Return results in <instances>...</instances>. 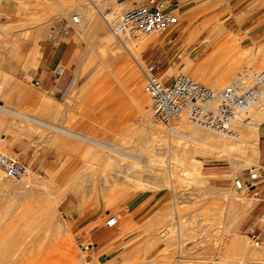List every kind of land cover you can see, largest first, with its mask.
<instances>
[{
  "label": "rangeland",
  "instance_id": "374dc122",
  "mask_svg": "<svg viewBox=\"0 0 264 264\" xmlns=\"http://www.w3.org/2000/svg\"><path fill=\"white\" fill-rule=\"evenodd\" d=\"M79 1L100 20L88 22L85 31L81 17V27L70 20ZM91 1L102 13L109 8L114 12L113 24L118 22L115 8L102 4L103 0ZM91 1L23 0L14 14L0 19V105L117 149H106L0 111L3 121L17 123L6 129L0 125V138H5L0 141V151L17 156L29 166L28 175L22 178L28 177V183L22 189L13 192L0 184V264H94L83 248L86 243H81V232L75 231L65 216L66 196L79 212L102 210L100 224L107 226V219L117 218L108 227L124 241L126 257L106 264H155L160 252L157 264H229L218 261L215 255L224 232L229 246L236 240L230 247H240L235 249L240 261L236 264H264V242L254 225L253 211L260 200L253 188L264 170L259 158L256 162L254 158L250 168L240 161L231 164L223 155H193L187 143V152L203 160L198 182L190 180L178 163L173 165L171 154H180L181 149L176 147V136L167 134L168 126L152 119L142 71L150 65L142 54L153 43L164 45L170 30L127 39V47L116 42L111 31L110 40L96 38L105 21ZM219 5L215 0L198 10L192 25L195 33L183 48L156 66L155 73L164 78L182 73L195 81L199 76L213 82L228 68L232 74L222 86L197 82L220 90L242 76L250 77L248 86L252 84L255 74L264 71V33L244 44L221 20ZM52 27L59 35L53 40L48 37ZM36 29L40 33L31 41L37 44V51L30 67L33 50L29 38ZM62 39L67 40L68 51L60 66L63 73L53 82L52 72L41 71L42 63L46 47H54ZM34 80L41 86L36 87ZM141 111L147 123L139 119ZM250 122L257 125L260 146L264 116L250 117ZM141 136L154 140V159L147 157ZM250 170H255L256 178H250ZM0 172L11 183L22 180ZM234 178L248 180L252 187L237 190ZM54 193L62 197L53 206L50 201ZM137 202L140 206L130 210ZM61 215L64 223L57 221ZM151 215L157 216L147 221ZM260 226L264 227V217ZM151 237L157 238L158 246L148 253ZM166 245L169 247L162 252Z\"/></svg>",
  "mask_w": 264,
  "mask_h": 264
},
{
  "label": "crops",
  "instance_id": "0c3cea01",
  "mask_svg": "<svg viewBox=\"0 0 264 264\" xmlns=\"http://www.w3.org/2000/svg\"><path fill=\"white\" fill-rule=\"evenodd\" d=\"M22 1L23 0H0V19L2 18V16L14 14L20 7ZM214 1L215 0H103V2L101 3H109V7L115 8L116 12H118L119 15L125 10L131 9L139 4H144L147 6H154L157 4L161 9L177 15L178 23L165 37L164 40H167L166 43L164 45H162L161 43H153L150 49L146 50L147 52L145 51L142 54L144 56V59L148 60V64L155 63L156 66H160L165 63V58L167 56H171L176 50L183 48L189 37L195 33L192 25L196 22L194 20V16L198 12V10L204 8L207 5H212ZM219 1L220 5L218 6L217 10L223 11V13L220 15L221 20L224 22V24H226L229 31H231L233 34L238 35V37L241 39V42H243L244 44H248L252 40H256L262 36V34L264 33V0ZM91 2L93 8L98 12L100 19L103 20V17L105 16L104 13H111V11H109V8H107V10L102 13V11L96 6V4L93 1ZM75 6L77 9V14L80 15L83 22L82 27L81 25L80 27L85 31L86 24H88V20H86V14L89 13V15L92 17H95L96 15L91 10L86 11L87 6L82 1L77 2ZM20 21L22 20L20 19ZM93 21H96L98 23L100 22L98 17ZM39 33L40 30L36 29L33 32L32 36H30L29 38L31 48L33 50L29 60L30 67L32 64H34L35 54L37 51V44H32L31 41L34 40V38H36ZM96 34V38L100 37V33L98 31L96 32ZM46 49L48 52L42 63L41 71L48 73V71L53 72L54 70H56L61 66V63L64 62V56L68 51L67 40L62 39L58 43V45L54 47L48 46L46 47ZM169 61L170 60H168L167 62ZM73 85L74 81L71 83L69 88H73ZM1 112L3 114L12 116L4 111ZM16 124L12 120L3 121L0 118V125H2L4 129H6L8 125ZM262 137H264V134L261 136V138ZM4 139L5 138H3V140ZM257 147L258 155L255 158V162L258 161L259 158L261 166L262 168H264V141H262L259 146L258 138ZM260 173H262V176L257 181L258 186H255V188H253V194L260 197V200L254 207L253 211L254 225H256L258 229H260L259 236L261 238V241L264 242V227L262 228L260 226L261 219L262 217H264V170H261ZM74 192L77 193L76 190H74ZM67 197L69 198V196H66V201L64 202L66 211L65 216L71 221V225L75 229V231L81 232L79 238L81 239V243H86V246H84L83 248H85L88 255H90L92 262L94 264H106L113 259L120 260L125 258L126 253L124 251V241L122 239H118V235L110 227L99 223L101 220L102 210L96 212L95 210H85L79 212L78 210H76V208H74L72 202ZM139 206L140 202L134 203L133 205H131L130 210H135ZM106 215H109V213H106ZM156 216L157 215L149 216L147 221L152 220ZM63 220L65 222L64 217ZM156 241L157 238H149L148 244L146 246V252L149 253L158 246L156 245ZM167 247L169 246L166 245L162 252ZM159 254H157V256ZM156 258L154 259L156 262L155 264L159 263ZM152 259L148 263H150Z\"/></svg>",
  "mask_w": 264,
  "mask_h": 264
},
{
  "label": "built area",
  "instance_id": "2783aa9c",
  "mask_svg": "<svg viewBox=\"0 0 264 264\" xmlns=\"http://www.w3.org/2000/svg\"><path fill=\"white\" fill-rule=\"evenodd\" d=\"M70 20L76 26L81 23L77 13H73ZM177 23V15L161 9L157 4H139L122 12L116 26L109 25L115 36L123 34L126 39L132 40L139 35L171 31ZM58 36V30L52 27L48 37L53 40ZM155 67L153 63L143 69L145 89L150 98L152 119L164 126H170L172 119L186 112L191 124L232 136L235 134L236 123L244 121L249 108L264 97V71L256 73L247 88L232 84L215 90L182 73L164 78L153 71ZM63 70V67H58L51 73L53 82L60 79ZM34 85L41 86L38 80H34ZM0 169L13 180L22 179L29 173L28 164L17 156L1 151ZM256 177L250 173V178ZM234 183L237 190L246 186L247 191L252 187V182L248 180L242 183L236 178ZM115 222L116 219L110 217L105 224L112 226Z\"/></svg>",
  "mask_w": 264,
  "mask_h": 264
},
{
  "label": "bare ground",
  "instance_id": "6f19581e",
  "mask_svg": "<svg viewBox=\"0 0 264 264\" xmlns=\"http://www.w3.org/2000/svg\"><path fill=\"white\" fill-rule=\"evenodd\" d=\"M106 14H107L106 17L104 15H102V16H104L103 20L105 21L106 27L103 26V25H105L104 23H103V25L100 26V31H102V32H100V34L104 33V35H100V37H103L104 39H106V38L109 39L111 37L110 36L111 35L110 31L112 32L109 24H111L113 26H116L118 24V22L116 24H113V22H114L113 21L114 20V13H106ZM94 19L96 20L97 17L96 16L92 17V16L89 15V13L86 14V20H88L89 23L91 22V23L95 24L96 21H93ZM122 36L125 37L123 34L120 35V37L116 36V38H117L116 42H118L120 44H123V45H125L127 47L128 41H127V39L123 38ZM129 48H130V46H129ZM131 51H132V49H131ZM142 71H143V69H142ZM231 74H232V69L226 68V70L223 71V73L221 75L217 76L216 79L213 80V82L203 80L199 76L196 79H197V81H202L204 83H207L208 85H211L212 87H218V86H222L223 84H225L229 80ZM132 77H133V75H132ZM249 79H250V77L238 76L237 79H235L230 85L238 84V85L242 86L243 88H247L248 85L250 84ZM202 82H200V83H202ZM139 105H141V102H140ZM0 110L4 111V112H6V113H8V114H10L12 116H16V117H20V118H23V119H27V120L35 123L38 126H43V127H46V128H52V129L57 130L59 132H62L64 134H69L72 137L74 136L76 138H80L81 140L82 139L89 140V138H87L89 136H87L85 138V137L79 136L78 133L76 134V133H73V132H69V130L66 131V130H64L62 128L56 127V126H54L52 124L43 122L41 120H38V119H35V118H30L29 116L24 115V114L20 113L19 111H15V110L9 109L7 106H5V104L4 105H0ZM142 112L143 111L140 112V118L139 119L143 123H147L146 116ZM244 116H245V120H248V121L245 122V120H244L242 122L236 123L235 128H236V126L238 124L240 125V127L238 128V130L234 129L235 130V134L232 135V136L226 135V134H222V133H218V132H215V131L210 130L208 128L195 126V125L191 124L189 119H188V114L186 112H183L178 117L172 119L171 125L168 126L167 134L169 136H172V135L176 136V139L178 141V143H177L178 145H176V147H180V149H181L180 154H178V153H176L174 151L172 152L171 159L173 160V165L175 163H178L180 166H182L184 174H186L189 178H191L190 180L193 179L196 183L198 182L197 174H199L198 172H199V170H200V168H201V166L203 164V160L202 159H197L196 157H193V155L196 154V153H201L204 156L207 155V154H211L213 157H218V156L223 155V156L226 157V159L229 162H231V164H235L236 161H240V162L243 163L242 165H247L250 168L252 166H254V158H256L257 155H258V147H257L258 146V135H257V132H256V130H258V128H257V125L252 124L251 122L249 123V119H250V117L253 118V117H258V116H260V117L264 116V97L261 98L258 102H256L253 106H251L249 108V110L245 113ZM252 122H253V120H252ZM255 122H257V121L255 120ZM189 123L191 125H193V126L190 127ZM12 124H13V122H12ZM15 124H16V122H15ZM198 128H201V129H198ZM0 139H1L0 141H3L2 138H0ZM139 140H140L144 150L147 151V157L150 160L154 159L155 158V155H154L155 152H153L154 140L149 138V137L146 138L144 136L139 137ZM89 141H91L92 143H94L96 145H99V146H101L103 148H106V149L117 150L116 148H112L110 146L103 145V144H101L98 141H94V140H89ZM187 143H188V145L190 144V150L193 152V155H190L189 152H187V150H188L187 147H186ZM168 147H169V145H168ZM169 151H170V148H169ZM169 156H170V154H169ZM168 162H170V161H168ZM165 166H166V164H165ZM169 167H170L169 169L172 170V168H171L172 166H169ZM156 170H158V169H156ZM250 171H251V173L256 175L255 170H250ZM170 174H171V172H170ZM172 174H174V173H172ZM235 179L236 178H234V180H233L234 187H235V183H234ZM240 181L243 183L245 181V179L240 180ZM26 183H28V177L22 179L19 183H17V184L15 183L14 184V183H11L10 181H8L6 178L3 179L2 176H1V172H0V184L3 187L7 188V189H11L12 191L13 190H20V189L23 188V186ZM202 185H203V183H202ZM246 188H247L246 186L243 187V189H246ZM61 191H63V190H61ZM56 194L53 195V197L51 198L52 200L50 201L53 206L56 205L60 201V199L62 197L61 195H59V194L56 195ZM55 208H56V206H55ZM57 221L59 223H64L63 216L61 215L58 218ZM220 233H222V232H220ZM227 236H226V232H224L223 235L220 237V239L222 241L221 245L219 246V244H220V242H219V244L217 245V247L218 246L219 247L216 249V254H215V252H214V254L218 257V261L228 262L229 264H236L239 261V259L236 257V253L237 252L235 251V249H237L239 251L240 247L238 245H237V247H239V248H237L236 246H235V248L230 247V246H233L236 243V240H234V244H231L229 246L228 242H227L229 240V238ZM230 238H231V236H230ZM176 241H177V244L180 242V241L178 242V239ZM178 245H177V247L180 246V245L179 246ZM208 251H209V249H208ZM179 252H180V250H179ZM254 253H256V252H254ZM208 255H209V253H208ZM261 258H262V256H261ZM207 260H208V258H207Z\"/></svg>",
  "mask_w": 264,
  "mask_h": 264
}]
</instances>
